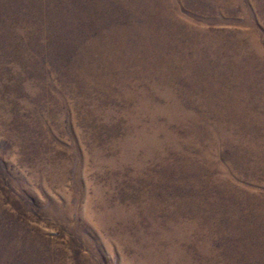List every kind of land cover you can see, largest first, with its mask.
<instances>
[{
  "label": "rangeland",
  "instance_id": "374dc122",
  "mask_svg": "<svg viewBox=\"0 0 264 264\" xmlns=\"http://www.w3.org/2000/svg\"><path fill=\"white\" fill-rule=\"evenodd\" d=\"M0 264H264V0H0Z\"/></svg>",
  "mask_w": 264,
  "mask_h": 264
}]
</instances>
